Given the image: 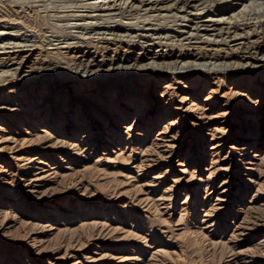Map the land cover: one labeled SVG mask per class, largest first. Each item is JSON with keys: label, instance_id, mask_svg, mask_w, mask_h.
Returning <instances> with one entry per match:
<instances>
[{"label": "rangeland", "instance_id": "1", "mask_svg": "<svg viewBox=\"0 0 264 264\" xmlns=\"http://www.w3.org/2000/svg\"><path fill=\"white\" fill-rule=\"evenodd\" d=\"M263 57L226 74L131 68L119 98L56 69L61 84L4 82L0 264H264Z\"/></svg>", "mask_w": 264, "mask_h": 264}, {"label": "bare ground", "instance_id": "2", "mask_svg": "<svg viewBox=\"0 0 264 264\" xmlns=\"http://www.w3.org/2000/svg\"><path fill=\"white\" fill-rule=\"evenodd\" d=\"M263 39V0H0V71H5L0 86L16 80L8 89L16 93L33 81L43 87L50 81L61 84L51 76L56 69L107 87V98H119L121 86L115 81L135 75L131 68H141L136 75L148 70L226 74L230 58L256 61L264 53ZM133 46L143 52L136 57L118 54ZM156 47L180 51L147 52ZM84 49L94 52L85 54ZM224 50L228 53L220 55ZM27 68L34 76L20 77ZM88 72L96 74L87 79ZM98 73L110 77L95 78ZM51 118L55 127L63 120ZM41 139L48 145L60 142L50 131Z\"/></svg>", "mask_w": 264, "mask_h": 264}]
</instances>
